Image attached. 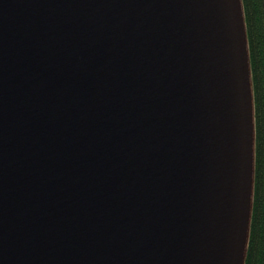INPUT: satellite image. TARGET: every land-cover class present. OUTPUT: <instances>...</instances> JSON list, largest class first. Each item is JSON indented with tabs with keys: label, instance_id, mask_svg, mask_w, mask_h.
Here are the masks:
<instances>
[{
	"label": "water",
	"instance_id": "water-1",
	"mask_svg": "<svg viewBox=\"0 0 264 264\" xmlns=\"http://www.w3.org/2000/svg\"><path fill=\"white\" fill-rule=\"evenodd\" d=\"M255 174L243 0H0V264H246Z\"/></svg>",
	"mask_w": 264,
	"mask_h": 264
},
{
	"label": "trees",
	"instance_id": "trees-1",
	"mask_svg": "<svg viewBox=\"0 0 264 264\" xmlns=\"http://www.w3.org/2000/svg\"><path fill=\"white\" fill-rule=\"evenodd\" d=\"M256 111L254 209L246 264H264V0H243Z\"/></svg>",
	"mask_w": 264,
	"mask_h": 264
}]
</instances>
